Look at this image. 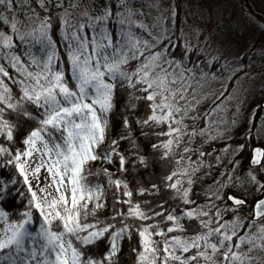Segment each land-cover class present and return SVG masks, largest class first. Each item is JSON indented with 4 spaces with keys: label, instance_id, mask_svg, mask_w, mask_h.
Returning <instances> with one entry per match:
<instances>
[{
    "label": "snow or ice",
    "instance_id": "1",
    "mask_svg": "<svg viewBox=\"0 0 264 264\" xmlns=\"http://www.w3.org/2000/svg\"><path fill=\"white\" fill-rule=\"evenodd\" d=\"M14 2L0 0V5L11 8ZM38 3L44 8V0ZM120 5L125 6V0H120ZM112 15L109 8L102 17L72 31L67 20H62L63 56L49 34L51 24L43 19L30 34L42 45L43 56L31 55L27 60L13 51L14 35L20 41L25 39L18 34L17 23L0 15V23L9 28L0 31V60L8 62L7 67L0 63V202L14 193L27 200L24 210L15 213L18 219L10 218V212L0 207V264H110L117 251L116 242L129 232V225L124 223L116 229L114 224L86 222L89 215L95 216L104 207L100 186L88 180V166L95 161L111 164L118 158L119 171H126L128 156L120 149V141L137 147L131 135L133 125L144 136L149 135L145 129L153 130L151 135L158 142L150 147L159 154L162 168L167 169L158 177L160 184L153 182L150 188H140L138 194L159 193L161 185L170 192L168 200L155 205L144 202L146 207H142V203L133 202L127 182L113 179V174L104 170L108 186L127 197L116 200L128 207L112 219L154 221L136 228L140 237L136 264H252L251 253L264 252V149H252L250 166L242 179L228 178L233 185H250L259 194L252 212L241 217L239 211L247 206V200L222 193L220 189L229 185L219 182L217 191L211 193L214 199L210 197L209 203L193 207L192 176L199 168L185 164L184 154L191 149L181 148V144L205 135L208 129L187 131L185 119L195 110L194 102L199 103L196 87L186 74L189 70L182 69L179 61L165 59L167 49L153 50L163 43L161 38H153L151 33L149 39L138 36L133 28L146 30L142 24L119 19L122 27L114 37L107 29ZM128 15L133 13L129 11ZM85 27L91 34L84 31ZM119 88L128 91L130 111H135L139 102L146 111L134 121L125 116L124 134L101 147ZM211 115L206 114V118ZM21 120L28 128L21 147L6 146L5 141L14 145L19 138ZM244 148L239 145L237 151ZM137 160L148 166L144 156ZM8 165L12 172L5 178L3 169ZM42 171L46 175L42 176ZM21 178L26 192L14 187ZM169 200L179 203L167 207ZM215 200L225 206L219 207ZM226 213L232 218L225 219ZM33 224H38V230L32 228ZM107 237H111L107 255L96 259L88 253L87 246Z\"/></svg>",
    "mask_w": 264,
    "mask_h": 264
},
{
    "label": "trees",
    "instance_id": "2",
    "mask_svg": "<svg viewBox=\"0 0 264 264\" xmlns=\"http://www.w3.org/2000/svg\"><path fill=\"white\" fill-rule=\"evenodd\" d=\"M240 1L242 3L243 9L255 16L264 25L263 0ZM174 3L175 15L173 18L167 19L166 23L163 24V30L159 27V25H155V21H152V14L149 12V10H147L148 0H125V6L120 5V0H44V8L39 6L38 0H15L11 8L0 5V11L3 10L7 13H14L21 17L23 15L31 14L34 16L33 18L39 21L47 18L48 22L51 24L49 34L51 35V38L57 42V47L61 49V55L63 56V41L61 38V28L63 27L62 20H67L68 24L72 26L69 28V31H72L75 30L80 24L87 25L95 18L102 17L105 14V11L111 8L113 15L107 21V29L110 33L114 34V37L118 35L122 27V25L117 22L119 19L131 20L133 23V19H142L144 23L150 25L149 28L152 29L151 37L161 38L163 40V43L158 46V49H153L154 51L167 49V51L164 52V56L171 58L174 61L181 62V65L186 69L197 71L200 69L202 70L204 68L202 66L211 68L210 66L215 62L208 64V62H206L207 58L205 56V52L202 49L196 45H192L191 47L184 45L181 32L184 24L185 8L181 0H175ZM82 7L88 8L89 13H78L77 9ZM70 9L72 12H67ZM129 11L133 13V15L130 17L128 15ZM120 12L124 13V16H118L117 13ZM39 25H37L32 32L19 31L18 34L25 37L23 41L16 39L14 35L13 43L15 48L13 51L16 55H19L22 60L29 59L31 55L36 57L43 56L42 45L36 42L33 35H30L35 32ZM8 30V26L5 25V31ZM133 30L140 37L146 39L150 38V32H147L145 29L133 28ZM84 31L91 34V29L87 27H85ZM38 35L39 33H35V36ZM250 54L251 53L244 54L242 59L238 62L246 64L250 59ZM0 63L4 64L6 67L8 66L7 60H0ZM212 67L214 69L215 66L212 65ZM8 70L10 75L14 74L10 67ZM12 88L13 92L15 93L17 91L16 87L13 85ZM128 103V91L123 88L117 89L115 94V106L113 111L109 114V128L107 137L105 144L101 147H107V145L110 144L112 140H117L122 134H124L125 130L123 127V120L125 116H128L131 121L144 116L146 110L143 106V102L138 103L135 111H130L128 109ZM192 114L194 115V112H192ZM205 117L206 116L203 114L197 119L188 118V121H193L192 126L190 125V130L192 131L193 128H195L198 132L201 128H203L205 126ZM9 118L12 119L13 122H16L14 117ZM27 130L28 128L26 127L25 122L23 120L19 121V132L17 133L19 138L14 145H9L6 141L4 142L5 145L9 147H21V141L24 138V134L27 132ZM144 131L148 132L149 135H141V130L133 125V131L131 135L135 137V144L137 146L135 148H133L127 140L120 141V149L128 156V162L125 165L126 171H119L118 158H114V162L111 164L104 161H95L91 162V164L88 166L91 173L88 175V180L92 185L100 186L103 192L101 202L104 204V207L98 209L95 216L89 215L86 222H98V226L114 224L116 229L121 228L124 223L129 225V232L116 242L117 251L115 256L112 257L110 264H136V253L140 250V237L137 235L136 228L141 223H154V221L141 222L133 221L131 219L121 221L119 217H117L115 220L112 219L113 216L117 215V212H123L128 207V205L122 203L117 204L116 200L119 199L123 201L127 199V197H124L120 191L108 186V177L103 174L104 170L107 169L109 172H111L113 174V179L119 178L127 182L128 189L133 191V202L142 203V207H146L144 202H150L155 205L157 202L168 200L170 195V192L166 189H163L162 185L161 191L159 193L148 192L144 196H140L138 194L140 188H150L153 182L160 184L158 177L164 175L167 171V169L162 168V161L159 159V154L154 153L150 147L153 142H158L156 138L151 135V131L153 130L145 129ZM255 138L256 137L252 135L251 132V134H243L242 136L230 138L229 140L236 145H245L244 150L240 151L237 155V157L244 160L245 164L243 167H241L239 172L241 177L244 176L248 167L247 160L245 159H247L249 156L250 146L257 143ZM197 140L198 135L191 137L190 142L181 144V148L187 146L191 149L190 152L184 154L186 157L185 164H191L193 168H199V171H197L192 176L193 183L191 185L190 199L196 202L195 205H192L193 207L196 205H204L209 203L211 193L217 191V182L223 184L222 181L225 180V177H227L223 167L217 161L211 158L209 160L207 159L208 161L204 160L209 157L213 149L208 143H198ZM185 141H188V137H185ZM200 153H203V155L201 156ZM138 156H144L146 158L148 162L147 167L139 164L137 160ZM188 157H190V160L187 159ZM3 172L5 173V178H8L12 172V166L8 165L3 169ZM14 187L24 192L27 191V186L23 185L22 178L21 183ZM230 190L234 189H220L222 193H228ZM211 199H214V197H211ZM248 202L250 203V200ZM178 203V201L169 200L166 206L172 207ZM215 203L221 208L225 206L220 200H215ZM26 204V198H22L14 193L13 196H10L5 201L0 202V207H3L5 211L10 212V218L18 219L15 213L18 211H23ZM180 207L183 208L184 206L180 205ZM251 209L252 207L247 205L240 209L239 215L244 217L251 212ZM230 218H232V214L226 213L225 219ZM157 220H159V217H157ZM181 222L186 224L191 223L187 221ZM32 228L37 229L38 224H33ZM83 235H85V233H81V236ZM110 244L111 237H107L97 244L87 246V251L96 259H100L102 255H107L111 250ZM134 249L136 251H133ZM17 264H19V262H17Z\"/></svg>",
    "mask_w": 264,
    "mask_h": 264
},
{
    "label": "rangeland",
    "instance_id": "3",
    "mask_svg": "<svg viewBox=\"0 0 264 264\" xmlns=\"http://www.w3.org/2000/svg\"><path fill=\"white\" fill-rule=\"evenodd\" d=\"M181 1L185 8L181 32L184 45L198 46L205 52L208 64L215 62L212 63L214 69L212 65V69L202 66L204 68L197 71L181 65L182 69L189 70L186 74L196 87L199 101L194 102L195 110L189 113L188 118L197 119L203 114L206 116L212 113L210 117H205V126L201 128H207L208 131L205 135H198L197 140L198 143H208L213 149L204 160L211 158L217 161L227 174L223 184L229 185L226 188L234 189L229 192L246 199L247 202L250 200L247 205L252 207L259 195L255 189L247 184L233 185L228 179H242L249 169L247 164L244 176L239 175L241 167L245 165L244 160L238 159V145L229 139L252 132L257 140L255 144L264 146V107L257 112V107L264 103V25L243 9L240 0ZM174 2L175 0H148L147 10L152 14V21L162 30L167 19L175 15ZM262 3L264 4V0ZM67 12L72 11L70 9ZM77 12L88 14L89 9L82 7ZM0 15L15 21L20 32H32L41 22L31 14L21 17L1 10ZM133 20L134 24H142L147 32L152 33L150 25L142 19ZM0 31H5L3 23H0ZM247 53H251L248 62L239 63ZM165 59L174 61L167 57ZM188 118L185 119V124L190 132L193 121H188ZM229 167H232L231 171ZM29 179L34 190H37L31 176ZM251 255L254 257L252 264H264V252L254 251Z\"/></svg>",
    "mask_w": 264,
    "mask_h": 264
},
{
    "label": "flooded vegetation",
    "instance_id": "4",
    "mask_svg": "<svg viewBox=\"0 0 264 264\" xmlns=\"http://www.w3.org/2000/svg\"><path fill=\"white\" fill-rule=\"evenodd\" d=\"M264 106H262V104L260 105V106H258L257 107V112L259 113L261 110H262V108H263ZM250 131H251V129H250ZM250 134V133H249ZM252 135H254V134H252ZM234 137H236V136H234ZM234 137H231V138H234ZM237 137H239V136H237ZM230 140V139H229ZM257 145H261V144H254L253 146H251L252 148L254 147V146H257ZM239 146V145H238ZM262 146V145H261ZM264 147V146H263ZM252 148H250V150H249V156H248V158L247 159H245V160H247V164L250 166V164H249V162H250V158H251V152H252ZM238 159H240V158H238ZM229 169H232V167H229ZM228 193H230V192H228ZM232 193V192H231ZM251 212H252V209H251Z\"/></svg>",
    "mask_w": 264,
    "mask_h": 264
},
{
    "label": "water",
    "instance_id": "5",
    "mask_svg": "<svg viewBox=\"0 0 264 264\" xmlns=\"http://www.w3.org/2000/svg\"><path fill=\"white\" fill-rule=\"evenodd\" d=\"M262 106H264V103H262ZM255 147H259V148H262V149H264V147H262V146H260V145H258V146H254L253 148H255ZM252 148V149H253ZM251 156H252V152H251ZM251 159V158H250ZM231 194H233V193H231ZM235 195V194H234ZM244 199V198H243Z\"/></svg>",
    "mask_w": 264,
    "mask_h": 264
},
{
    "label": "bare ground",
    "instance_id": "6",
    "mask_svg": "<svg viewBox=\"0 0 264 264\" xmlns=\"http://www.w3.org/2000/svg\"><path fill=\"white\" fill-rule=\"evenodd\" d=\"M43 175H46V174H45V173H43V171H42V176H43ZM34 182H35V181H34ZM35 183H36V182H35ZM49 190L51 191V189H49Z\"/></svg>",
    "mask_w": 264,
    "mask_h": 264
}]
</instances>
